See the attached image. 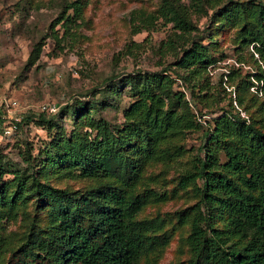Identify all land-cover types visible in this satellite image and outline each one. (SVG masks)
Returning a JSON list of instances; mask_svg holds the SVG:
<instances>
[{
  "label": "trees",
  "instance_id": "1",
  "mask_svg": "<svg viewBox=\"0 0 264 264\" xmlns=\"http://www.w3.org/2000/svg\"><path fill=\"white\" fill-rule=\"evenodd\" d=\"M85 3L68 7L80 17ZM191 6L207 14L213 9L208 28L200 29L179 0L162 1L163 16L177 29L163 47L174 53L178 77L192 93L198 86L201 92L189 99L176 89L174 76L164 72L170 66L134 72L122 80L133 97L122 122L91 114L113 102L77 99L69 134L37 116L62 128L43 158L31 148L27 164L18 166L0 155V264H158L176 232L189 252L187 264H264V99H257L264 93V0H192ZM157 17L149 15L140 28ZM228 29L240 47L252 45L257 67L226 72L236 96L205 130L199 152L189 153L184 139L203 125L197 97L211 86L209 65L220 59L219 35ZM107 91L122 95L116 83ZM181 195L189 204L147 211ZM4 217H20L21 224L6 230Z\"/></svg>",
  "mask_w": 264,
  "mask_h": 264
},
{
  "label": "rangeland",
  "instance_id": "2",
  "mask_svg": "<svg viewBox=\"0 0 264 264\" xmlns=\"http://www.w3.org/2000/svg\"><path fill=\"white\" fill-rule=\"evenodd\" d=\"M71 1L0 0V100L9 102L8 113L14 119L22 120L30 113L35 114L31 120L21 122L13 137L0 141V155L18 166L27 164L25 152L31 148L33 155L43 158L42 149L62 130L57 125L40 123L37 117L40 113L57 121L69 134L75 125L72 114L75 100H107L113 103L93 108L91 114L122 122L123 110L133 100L129 86L122 80L134 72L159 71L170 66L171 69L164 72L174 76L176 89L184 90L189 99L201 92L198 86L192 93L190 83L178 77L176 65L172 63L175 55L163 47V42L177 31L162 14L163 0H85L80 17H75L74 9L68 7ZM179 1L187 6L200 29L209 27L212 8L207 7V14L191 6L192 0ZM68 14L72 17L66 21ZM151 14L158 15L156 23L149 29L140 28L143 19ZM219 39L221 57L209 65L206 76L211 86L204 91L206 95L197 97L201 111L196 112L203 125L190 131L184 139L189 153L199 152L206 140L205 130L213 126L214 117L229 106V96H236V83L230 84L226 72L240 68V73L246 74L257 67L251 56L252 45L240 47L234 40L233 29L221 32ZM36 47L39 50L32 54ZM111 83L120 87L121 97L108 95ZM251 90L255 91V86ZM246 94L249 97L251 92ZM204 98L209 101H201ZM257 99L259 104L264 93L259 92ZM49 103L56 104L57 109L43 110L42 106ZM250 103L249 110L257 116V104L253 100ZM66 106H69L67 113H62ZM242 113L246 115L245 111ZM70 183L78 186L83 181L71 179ZM190 199L187 195L177 196L163 204L149 206L147 211L155 212L158 207L173 211L189 204ZM20 220V217L16 220L4 217L1 222L6 230H14L21 224ZM188 257L189 252L181 247L176 232L158 264H187Z\"/></svg>",
  "mask_w": 264,
  "mask_h": 264
},
{
  "label": "built area",
  "instance_id": "3",
  "mask_svg": "<svg viewBox=\"0 0 264 264\" xmlns=\"http://www.w3.org/2000/svg\"><path fill=\"white\" fill-rule=\"evenodd\" d=\"M43 110L46 111H55L57 109L56 104H44L42 106ZM9 102L0 100V141H3L7 138L13 137L18 129V119L12 118L10 113Z\"/></svg>",
  "mask_w": 264,
  "mask_h": 264
}]
</instances>
